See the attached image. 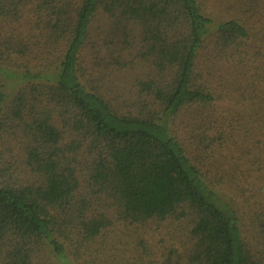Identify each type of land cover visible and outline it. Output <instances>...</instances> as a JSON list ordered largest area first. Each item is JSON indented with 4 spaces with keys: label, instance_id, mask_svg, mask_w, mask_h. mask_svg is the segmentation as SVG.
I'll list each match as a JSON object with an SVG mask.
<instances>
[{
    "label": "trees",
    "instance_id": "trees-1",
    "mask_svg": "<svg viewBox=\"0 0 264 264\" xmlns=\"http://www.w3.org/2000/svg\"><path fill=\"white\" fill-rule=\"evenodd\" d=\"M208 1L0 0V72L23 81L0 89V264L122 263L115 243L130 241L133 264H264L193 160L234 115L264 134L252 36L235 18L214 25ZM211 53L223 62L212 82ZM134 67L145 77L131 94L105 81ZM170 221L188 224L183 251L150 248L151 224Z\"/></svg>",
    "mask_w": 264,
    "mask_h": 264
},
{
    "label": "rangeland",
    "instance_id": "rangeland-1",
    "mask_svg": "<svg viewBox=\"0 0 264 264\" xmlns=\"http://www.w3.org/2000/svg\"><path fill=\"white\" fill-rule=\"evenodd\" d=\"M206 15L214 20V25L235 18L247 27L252 36V43L245 57L255 60L254 64L245 61L252 67V72L246 75V78L255 82L249 101L255 100L256 96L260 95L259 98H264V81L262 82L264 80V0H209ZM200 63L203 65L207 79L212 82V74L217 73V66L221 64L219 66L221 67L223 62L216 53H211L203 54ZM232 68L244 70L239 64H235ZM7 70L9 72H0V89L8 96H13L23 84L18 76L21 72L9 68ZM234 70L231 68L228 70L225 77L227 80L223 81L220 87L219 93L224 92L221 94L222 98H226V92H230L228 81L236 75ZM47 72L48 75L55 73L54 70ZM136 77L144 79V70L141 72L140 68L134 67L123 82L117 81L114 76L105 78V81L109 78L110 82L118 83L122 90L131 91V94L136 86L134 81ZM125 97L129 98L127 95ZM220 104L223 107L227 106L228 100H223ZM256 119L255 115L248 113L245 115L244 123L252 121L255 124ZM231 121V127H227L228 133L225 132L227 138L224 136L222 140L217 138L214 151H206L201 145L194 146L197 153L193 160L202 167L201 171L206 181L220 199L230 204L237 212L243 235L254 252L257 250L264 256V134L260 129L254 131L244 129V131L241 128L243 127L241 116L234 115ZM177 123L178 121H175L174 124ZM234 129L236 132L230 133ZM180 133H184V130L182 129ZM200 149L202 151L198 152ZM187 227L186 221H170L162 225L159 230H156L155 224H151L153 230L145 237V242L155 251L163 252L166 251L164 249L169 251L174 248L182 252L183 246L188 244ZM125 240L128 243V240ZM114 247L119 249L120 256L126 257L122 263L119 260L115 262L111 260L110 264L138 263L137 258L140 255L133 257V252L141 253V250L134 247L131 241L127 246L121 245L120 242L115 243ZM52 264H64V262L52 257ZM71 264H83V261L72 260Z\"/></svg>",
    "mask_w": 264,
    "mask_h": 264
}]
</instances>
